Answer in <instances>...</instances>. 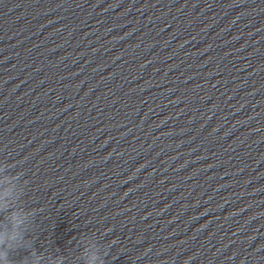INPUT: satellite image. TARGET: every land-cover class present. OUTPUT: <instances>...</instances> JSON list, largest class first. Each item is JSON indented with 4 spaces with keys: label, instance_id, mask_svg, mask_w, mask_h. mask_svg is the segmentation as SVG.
<instances>
[{
    "label": "clouds",
    "instance_id": "clouds-1",
    "mask_svg": "<svg viewBox=\"0 0 264 264\" xmlns=\"http://www.w3.org/2000/svg\"><path fill=\"white\" fill-rule=\"evenodd\" d=\"M5 219L11 222V228L0 231V261H3V264H14L9 254L23 248L29 250V255L22 259L21 264H33L34 261L38 264L40 256L30 243V239H26L28 213L17 211ZM97 259L100 260V264H104L105 257L97 255H93L89 264H95Z\"/></svg>",
    "mask_w": 264,
    "mask_h": 264
}]
</instances>
